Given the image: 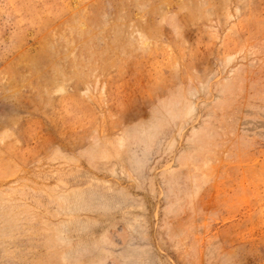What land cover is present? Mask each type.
<instances>
[{"label": "rangeland", "instance_id": "obj_1", "mask_svg": "<svg viewBox=\"0 0 264 264\" xmlns=\"http://www.w3.org/2000/svg\"><path fill=\"white\" fill-rule=\"evenodd\" d=\"M0 264H264V0H0Z\"/></svg>", "mask_w": 264, "mask_h": 264}]
</instances>
